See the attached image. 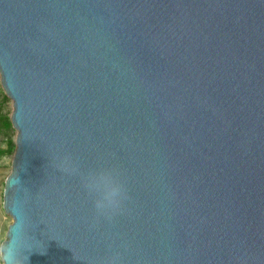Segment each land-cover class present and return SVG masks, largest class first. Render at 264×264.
Returning <instances> with one entry per match:
<instances>
[{
	"label": "water",
	"instance_id": "obj_1",
	"mask_svg": "<svg viewBox=\"0 0 264 264\" xmlns=\"http://www.w3.org/2000/svg\"><path fill=\"white\" fill-rule=\"evenodd\" d=\"M26 264H264V0H0ZM110 167L125 211L79 175Z\"/></svg>",
	"mask_w": 264,
	"mask_h": 264
},
{
	"label": "clouds",
	"instance_id": "obj_2",
	"mask_svg": "<svg viewBox=\"0 0 264 264\" xmlns=\"http://www.w3.org/2000/svg\"><path fill=\"white\" fill-rule=\"evenodd\" d=\"M57 167L66 174L79 175L84 189L92 199L95 217L106 221L122 214L129 199L128 189L122 173L116 168L100 167L81 174L76 161L64 156L56 162ZM33 250L32 245L19 239L0 245V264H26L25 253ZM106 264H122V254L113 252Z\"/></svg>",
	"mask_w": 264,
	"mask_h": 264
},
{
	"label": "rangeland",
	"instance_id": "obj_3",
	"mask_svg": "<svg viewBox=\"0 0 264 264\" xmlns=\"http://www.w3.org/2000/svg\"><path fill=\"white\" fill-rule=\"evenodd\" d=\"M4 108L6 111H12V102L9 100V102L4 104ZM11 114V113H10ZM16 132L13 131L12 133V139L15 141ZM6 134L1 133L0 134V149L5 150L6 148ZM13 157L14 154H3L0 156V245H3V243L6 240V234L9 225L12 222V219L9 218V215L5 213L3 208V195H4V186L5 181L9 177L12 171V163H13Z\"/></svg>",
	"mask_w": 264,
	"mask_h": 264
},
{
	"label": "trees",
	"instance_id": "obj_4",
	"mask_svg": "<svg viewBox=\"0 0 264 264\" xmlns=\"http://www.w3.org/2000/svg\"><path fill=\"white\" fill-rule=\"evenodd\" d=\"M9 102L8 97L5 95L1 84H0V134H6V148L5 150L0 149V156L3 154H14L15 152V141L12 139V133L14 131L11 120H10V111H6L4 104Z\"/></svg>",
	"mask_w": 264,
	"mask_h": 264
}]
</instances>
